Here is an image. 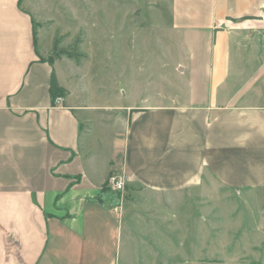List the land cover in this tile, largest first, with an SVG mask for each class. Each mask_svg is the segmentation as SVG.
<instances>
[{
    "label": "crops",
    "instance_id": "obj_1",
    "mask_svg": "<svg viewBox=\"0 0 264 264\" xmlns=\"http://www.w3.org/2000/svg\"><path fill=\"white\" fill-rule=\"evenodd\" d=\"M25 2L0 0V264H124L139 196L264 192V0H169L177 93L102 106L39 50Z\"/></svg>",
    "mask_w": 264,
    "mask_h": 264
},
{
    "label": "rangeland",
    "instance_id": "obj_2",
    "mask_svg": "<svg viewBox=\"0 0 264 264\" xmlns=\"http://www.w3.org/2000/svg\"><path fill=\"white\" fill-rule=\"evenodd\" d=\"M25 6L39 50L61 60L60 78L80 99L127 105L177 93L180 52L169 0H26ZM216 198L217 209L206 196L184 210L168 196H139L144 206L126 217L124 264H264V192L219 187Z\"/></svg>",
    "mask_w": 264,
    "mask_h": 264
},
{
    "label": "trees",
    "instance_id": "obj_3",
    "mask_svg": "<svg viewBox=\"0 0 264 264\" xmlns=\"http://www.w3.org/2000/svg\"><path fill=\"white\" fill-rule=\"evenodd\" d=\"M36 36V35H35ZM54 52H57V42L54 43L53 46ZM69 56H71V53H68ZM50 61L53 62L56 58L49 57ZM67 94L66 88L63 86L59 85L56 79V74L55 72L52 73V78H51V95H52V100L53 103H56V99L58 97H64ZM108 185V180L105 182V186Z\"/></svg>",
    "mask_w": 264,
    "mask_h": 264
},
{
    "label": "built area",
    "instance_id": "obj_4",
    "mask_svg": "<svg viewBox=\"0 0 264 264\" xmlns=\"http://www.w3.org/2000/svg\"><path fill=\"white\" fill-rule=\"evenodd\" d=\"M56 102L58 104H61L63 102V97H58L56 99ZM108 184L111 186L113 190L117 192H123L125 190V179L123 174L121 173L111 174L108 179Z\"/></svg>",
    "mask_w": 264,
    "mask_h": 264
}]
</instances>
